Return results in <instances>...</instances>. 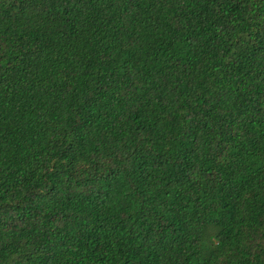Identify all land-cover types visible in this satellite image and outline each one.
Here are the masks:
<instances>
[{
  "label": "trees",
  "instance_id": "1",
  "mask_svg": "<svg viewBox=\"0 0 264 264\" xmlns=\"http://www.w3.org/2000/svg\"><path fill=\"white\" fill-rule=\"evenodd\" d=\"M0 264H264V0H0Z\"/></svg>",
  "mask_w": 264,
  "mask_h": 264
}]
</instances>
